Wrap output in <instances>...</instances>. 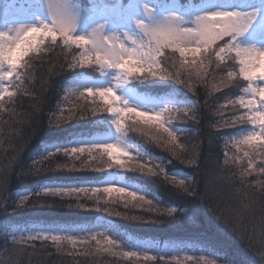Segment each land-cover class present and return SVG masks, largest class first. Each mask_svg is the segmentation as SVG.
I'll return each instance as SVG.
<instances>
[{
    "label": "trees",
    "instance_id": "1",
    "mask_svg": "<svg viewBox=\"0 0 264 264\" xmlns=\"http://www.w3.org/2000/svg\"><path fill=\"white\" fill-rule=\"evenodd\" d=\"M48 42L26 56L0 99V264H264V135L248 145L230 142L248 126L238 101L248 81L235 55L217 52L216 68L206 58L217 42L192 60L165 47L156 72H133L130 84L140 92L180 99L163 125L177 140L170 143L161 124L126 116L124 137L135 150L110 158L97 149L50 151L104 132L108 113L94 111L103 105L89 104L86 95L62 106L69 82L94 67H85L79 49L64 41L44 51ZM110 172L143 195L46 190L99 182ZM178 172L187 177L180 180ZM102 218L106 234L83 247L8 237L15 227L83 226Z\"/></svg>",
    "mask_w": 264,
    "mask_h": 264
},
{
    "label": "rangeland",
    "instance_id": "2",
    "mask_svg": "<svg viewBox=\"0 0 264 264\" xmlns=\"http://www.w3.org/2000/svg\"><path fill=\"white\" fill-rule=\"evenodd\" d=\"M51 4L50 0H0V99L10 93L9 89L19 78L20 67L28 54L40 51L48 40L62 38L66 45L79 49L77 60L87 61L83 63L85 67H94L91 73L84 71L69 82L62 106L81 95L100 100L98 93L111 90L114 96L109 97L110 106L119 111H107L108 116L103 121L104 132L81 135L66 146L52 145L50 151L91 153L115 146L120 150L111 154L115 158L133 154V144L124 137L123 127L118 129L116 121L125 118L124 113H128L127 117L141 113L144 117H160L147 123L166 125L181 103L172 94L156 96L140 92L130 84L129 72L144 69L156 72L160 68L158 56L165 47H171L191 60L200 56L203 50H209L220 37L211 28H198L196 21L216 11L239 12L243 23L248 25L239 34L236 29L243 24L215 25L236 45L219 54H234L242 75L248 81L244 94L238 99L244 108L243 118L248 126L232 136L230 142L248 145L263 138L264 0H201L199 3L188 0V4L179 0H51ZM53 12L56 20L62 19L71 26L67 34L58 27L56 31L51 27L45 29L48 13ZM101 25L102 30L93 39L94 30L100 29ZM196 36L207 40V44L203 48L196 44L185 46ZM125 61L127 65L122 69L120 65ZM88 92L92 95H87ZM185 175L183 172L175 174L180 180L186 178ZM108 188L143 195V189L128 182L118 172H110L99 182L80 186L55 184L46 187V190L69 194ZM106 231V222L102 218L83 226L40 224L32 228L15 227L8 237L16 243L38 239L58 243L67 241L83 247L106 234Z\"/></svg>",
    "mask_w": 264,
    "mask_h": 264
},
{
    "label": "snow or ice",
    "instance_id": "3",
    "mask_svg": "<svg viewBox=\"0 0 264 264\" xmlns=\"http://www.w3.org/2000/svg\"><path fill=\"white\" fill-rule=\"evenodd\" d=\"M50 6H52L51 4V0H50ZM175 19V18H173ZM221 19H223V17H221ZM233 23H236V24H243V27H237V32L238 34L239 33H242L247 27L248 25L246 23H243V18L241 17H234L233 18V22L230 23V24H233ZM196 24L198 26V28H201V29H209L211 28L210 25L207 24L206 22V19L204 17H199L196 21ZM57 27L60 29V31L64 34H67L69 31H70V25L68 24H65L63 22L62 19H58L57 20ZM103 28V25L100 26V29H97V30H94L92 36H93V39H96L97 37V34L100 30H102ZM33 31H35V29H33ZM75 43V42H74ZM82 63H87V61H82ZM127 65V61H125L124 64L120 65V67L123 69L125 68ZM129 74H132L131 72H129ZM87 95L91 96L92 93L91 92H88ZM99 97H100V102H101V105H103V109L98 107L96 108L94 111H99V110H107L109 112H117L119 111V109H116V108H113L111 107V100L109 99L110 96H114V94L111 92V90H109L107 93L101 91L100 93H98ZM132 110H129V112H131ZM124 116H127L128 113H124L123 114ZM136 116L141 118L142 121H156V120H159L160 117L159 116H156V117H144L143 114L141 113H136ZM116 124H117V127L118 129L119 128H122L124 126V123H123V118L121 120H118L116 121ZM160 127L162 128V130L168 134L169 136V139H170V143H176V140L177 138L175 136H173L171 133L168 132L167 128H164L163 125H160ZM244 143H248V141H244ZM75 151L76 150H73V154H75ZM80 151H83V149H81ZM104 152L108 153L110 158L111 157V154L112 153H115V152H118L120 151L119 149H117L115 146H109L107 148H104L103 149ZM116 164H118L120 167H123L125 168L126 167V163H124L123 161H119V160H116L115 161ZM148 171L151 173V174H155L154 172H152L151 169H148ZM105 191L109 194V195H112V194H119V195H125L126 193H124L121 189H118V188H108V189H105ZM127 195L131 196V198L133 200L137 199V197L133 196L131 193H127ZM75 243V242H73ZM109 244H111V241H108Z\"/></svg>",
    "mask_w": 264,
    "mask_h": 264
},
{
    "label": "clouds",
    "instance_id": "4",
    "mask_svg": "<svg viewBox=\"0 0 264 264\" xmlns=\"http://www.w3.org/2000/svg\"><path fill=\"white\" fill-rule=\"evenodd\" d=\"M239 16H240V13L235 12V11H223V12L216 11V12H213L211 14H206L204 16H201V17H204L206 19L207 24L211 26V30L216 32L217 36L220 37V40L217 42L215 47L212 49L211 54L206 58L207 62L210 66L215 63L216 68L220 67V64L218 62H216V53L217 52H221L222 50H226L230 46L236 47L235 44L231 43V37L224 36V32L221 29L216 28L215 25L224 26V25L230 24L233 22L234 17H239ZM221 17H223V19H221ZM44 27H45V29L51 27L53 31L57 30V20L55 18L54 12L51 14L48 13V23L45 24ZM24 30H27V29H24ZM188 44H196L197 46L203 48L207 44V40H200V38L198 36H196V37H193L191 40L187 41L185 46H187ZM48 45H49L48 48H45L44 51L50 50V48L52 46L65 47L63 44L62 38L60 40H57V41H49ZM234 59L235 58L233 57V60ZM204 75H205L204 73L199 74L200 78H203ZM77 99L78 100L84 99V97L82 98V96H77ZM88 103L95 105L96 107L99 106L98 104H96V101L94 98L92 100L88 101ZM183 190L188 195H191V193L188 191L187 187H184ZM169 211L172 215L176 210H175V208H172V209H169ZM166 214L168 215V213H166Z\"/></svg>",
    "mask_w": 264,
    "mask_h": 264
}]
</instances>
